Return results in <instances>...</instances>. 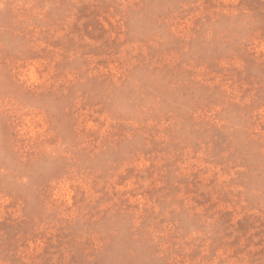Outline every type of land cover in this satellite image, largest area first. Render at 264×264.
I'll list each match as a JSON object with an SVG mask.
<instances>
[{"label": "rangeland", "instance_id": "1", "mask_svg": "<svg viewBox=\"0 0 264 264\" xmlns=\"http://www.w3.org/2000/svg\"><path fill=\"white\" fill-rule=\"evenodd\" d=\"M0 264H264V0H0Z\"/></svg>", "mask_w": 264, "mask_h": 264}]
</instances>
